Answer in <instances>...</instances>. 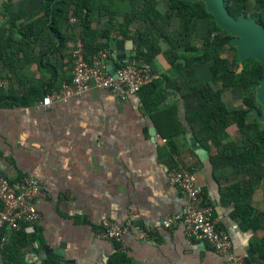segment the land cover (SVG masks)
<instances>
[{"label":"crops","instance_id":"0c3cea01","mask_svg":"<svg viewBox=\"0 0 264 264\" xmlns=\"http://www.w3.org/2000/svg\"><path fill=\"white\" fill-rule=\"evenodd\" d=\"M6 2L0 0V76L8 79L11 89L20 96L25 90L45 85L52 76L58 75V83L70 77L67 55L76 44L80 29L74 27L69 32L72 38L61 53L48 55L55 63L57 72L53 75L45 67L49 37H31L25 43L22 33L10 25ZM12 5L14 12L30 15L38 10L41 1L13 0ZM37 17H23L14 25H28ZM137 29H143V25L134 24L132 32ZM161 45L162 53L145 66L165 86L159 107H178L184 132L168 140L159 127L169 132L166 121L171 117L153 118L145 109L140 92L131 94L122 86L93 87L48 107L37 103L0 106V172L37 178L45 192L35 201L40 215L37 236L42 241L23 248L25 264H37L39 259L42 264L50 255H55L60 264H110L116 255L125 258V264H227L225 256L207 243L189 239L182 225L173 229L161 226L164 217L181 213L187 203L168 178V171L179 162L196 175L219 226L231 235L234 253L251 255V264L264 262L254 247L264 238V181L252 184L249 190H234L235 185L245 184L249 176L213 165L211 156L217 149L201 143L196 124L187 118L190 101L184 95L188 87L180 83L178 76L170 84L163 77L170 74L171 64L164 53L169 47ZM135 49L134 45L132 56ZM132 56L129 61L108 58L106 64L135 62ZM203 69L207 67L196 71L199 78H203ZM209 74L206 81L211 80ZM194 80L198 82L196 76ZM227 92L223 94L227 105L239 108L240 101L226 100ZM152 127L157 130L156 136L150 132ZM227 131L230 139L236 138L230 128ZM193 137L196 145L191 142ZM201 148L207 151V158L198 152ZM232 194L243 197L238 203L245 209H254L252 218L258 217V227L243 228L242 220L235 215ZM103 220L127 229L122 242L96 237L95 230ZM148 229L150 235L143 239L141 232ZM44 247L61 249L63 256H47ZM5 263L0 254V264Z\"/></svg>","mask_w":264,"mask_h":264},{"label":"trees","instance_id":"16d2710c","mask_svg":"<svg viewBox=\"0 0 264 264\" xmlns=\"http://www.w3.org/2000/svg\"><path fill=\"white\" fill-rule=\"evenodd\" d=\"M12 1L7 0L5 3V13L10 25L22 33L25 43L31 37H49L47 42L50 43V48L46 51L45 67L53 75L57 71L48 55L61 53L66 42L71 40L69 32L74 27H78L80 31L72 49L81 48L86 60L99 52H110L112 44L121 37L134 41L136 49L132 58L141 60L142 65H149L162 53L161 44H167L169 49L164 53L170 61L171 72L163 77L170 84L178 76L180 83L183 82L188 87L184 95L191 102L187 118L196 124L202 135L201 143L209 149L211 145L217 149L216 154L211 156L213 165L232 168L234 173L249 176L245 184L235 185L234 190L243 187L249 190L252 184L264 181V128L253 113L254 109L260 113L262 111L256 97V88L264 76V66L256 58L243 61L239 59L237 49L231 43L232 36L213 21L205 3L181 0H40L38 10L26 15L14 12ZM225 5L234 18L238 19L245 13L264 26V0H225ZM35 16L38 17L28 25H14L23 17ZM136 23L142 24L143 29L132 32ZM38 26L40 29L35 28ZM228 53H232V56H225ZM67 56L72 70L70 52ZM108 58L111 59L109 54L105 62ZM121 65L123 64H117L116 67ZM202 66L209 68L210 81H204L196 75L197 69ZM194 76L198 82L194 80ZM57 78L58 75L52 76L45 85L25 90L20 96L10 85L0 88V106L36 103L71 76L60 83ZM160 81L161 79L155 78L139 92L145 109L153 118L171 117L166 121L169 132L159 127L161 135L168 140L183 133L184 127L177 106L159 107L165 97V86ZM173 82L179 88L177 81ZM227 91L242 94L239 108L227 105L223 99V94ZM232 126L237 127L238 135L230 139L227 130ZM176 165L175 163L174 166ZM240 198L243 197L232 194L231 199L236 202L235 215L240 217L245 230L255 229L259 226L255 225L258 217L252 218L254 209H245L238 203ZM261 216H264V211ZM37 235V232L26 236L22 232L12 231L9 244L0 246V254L6 259L5 264H25L22 250L33 243H41L42 239ZM254 247L257 257L264 261V238ZM115 257L110 264H125V258L118 255ZM42 264L60 263L55 255H50Z\"/></svg>","mask_w":264,"mask_h":264},{"label":"built area","instance_id":"2783aa9c","mask_svg":"<svg viewBox=\"0 0 264 264\" xmlns=\"http://www.w3.org/2000/svg\"><path fill=\"white\" fill-rule=\"evenodd\" d=\"M74 22V19L71 20ZM81 48L70 51L72 58L71 78L40 98L38 106L48 107L76 97L93 87L115 89L122 86L127 92L137 94L142 87L156 77L144 65L128 62L116 67V76L106 70V58L110 52H99L86 60ZM7 78L0 76V88L9 87ZM166 140V139H164ZM168 178L186 197L187 203L181 213L163 218L161 226L173 229L182 225L189 239L207 243L216 253L225 256L227 264H246L249 255H237L228 231L221 228L214 216L213 208L205 200V191L196 175L180 162L168 171ZM44 187L39 179L28 175L11 176L0 172V246L10 242L12 231L26 236L36 234L40 215L35 201L44 196ZM6 232L3 233V231ZM127 232L121 224L103 220L95 230L98 239L120 243ZM149 229L141 232L147 239Z\"/></svg>","mask_w":264,"mask_h":264},{"label":"water","instance_id":"95a60500","mask_svg":"<svg viewBox=\"0 0 264 264\" xmlns=\"http://www.w3.org/2000/svg\"><path fill=\"white\" fill-rule=\"evenodd\" d=\"M191 3L203 2L206 5L207 11L213 16V21L224 31L228 32L231 36V43L236 47L239 59L241 61L249 58L258 59L264 66V26L256 19L249 18L242 13L238 19L234 18L225 5V0H181ZM134 42L132 40L117 39L114 42L113 49L110 50V57L115 59H122L129 61L132 52L134 51ZM137 65H142L140 61L134 62ZM153 67V66H151ZM106 70L116 76V66L113 63L106 64ZM256 97L261 104V113L254 109L253 113L256 115L259 122L262 123L264 128V76L260 84L256 88ZM150 132L156 136L157 130L152 127ZM196 139L193 137L191 142L197 144ZM202 158H207V151L204 148L198 150ZM205 244V242H204ZM45 255L55 253L63 256L61 249L49 250L44 247ZM251 255L246 260V264H251ZM41 264V259L37 261Z\"/></svg>","mask_w":264,"mask_h":264},{"label":"rangeland","instance_id":"374dc122","mask_svg":"<svg viewBox=\"0 0 264 264\" xmlns=\"http://www.w3.org/2000/svg\"><path fill=\"white\" fill-rule=\"evenodd\" d=\"M162 7V6H161ZM162 11H164V8L162 7ZM250 15H252V14H250ZM162 46V45H161ZM225 56H228V57H231L232 56V53H228V54H226ZM209 72H210V70H209V68L207 67V69H203V71H202V76H203V80H208V78L210 77V74H209ZM211 73V72H210ZM241 97H242V94L240 93V92H233V94H232V92H227L226 94H225V98H226V100L227 101H231V100H229V99H231V98H233V100L234 101H238V103H240L241 102ZM240 101V102H239ZM231 103V102H230ZM234 103H237V102H234ZM230 130H231V133H233V135H235V137H237V135H238V132H235L236 131V127H230Z\"/></svg>","mask_w":264,"mask_h":264},{"label":"clouds","instance_id":"9594fccd","mask_svg":"<svg viewBox=\"0 0 264 264\" xmlns=\"http://www.w3.org/2000/svg\"><path fill=\"white\" fill-rule=\"evenodd\" d=\"M119 39V38H118ZM131 63H134V62H131ZM135 64V63H134ZM137 65V64H136ZM145 66V65H144ZM149 67V66H148Z\"/></svg>","mask_w":264,"mask_h":264}]
</instances>
